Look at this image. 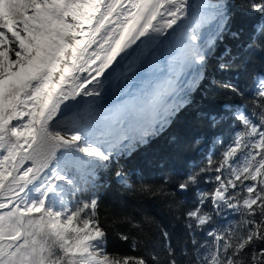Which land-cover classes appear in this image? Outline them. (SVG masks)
Returning a JSON list of instances; mask_svg holds the SVG:
<instances>
[{
    "label": "snow or ice",
    "instance_id": "6c2138e0",
    "mask_svg": "<svg viewBox=\"0 0 264 264\" xmlns=\"http://www.w3.org/2000/svg\"><path fill=\"white\" fill-rule=\"evenodd\" d=\"M236 10L258 18L246 37ZM226 35L241 51L216 57ZM214 57L248 81L212 82L243 108L198 113L226 137L219 156L160 184L119 167L192 104ZM101 170L126 198L103 221L87 194ZM161 200L184 234L154 251L144 225ZM0 264H264V0H0Z\"/></svg>",
    "mask_w": 264,
    "mask_h": 264
},
{
    "label": "trees",
    "instance_id": "16d2710c",
    "mask_svg": "<svg viewBox=\"0 0 264 264\" xmlns=\"http://www.w3.org/2000/svg\"><path fill=\"white\" fill-rule=\"evenodd\" d=\"M231 3L239 4L241 0H229ZM258 22L255 14L244 15L242 11L236 10L232 22V30L236 31L240 28L245 30L243 36L246 37L247 32L252 25ZM243 38V37H242ZM240 40L234 39L230 35H226L222 42L218 44L216 57L225 53L226 49H231L234 56L241 51L238 47ZM218 60L214 57L210 61L207 69V78L203 82V87L195 92L192 97V104L182 109L175 117L172 125L166 129L164 133L157 137H153L150 143L143 146L133 153L131 157H125L119 161V167L126 169L129 173L135 170L137 180L160 184L163 178L170 177L175 182L179 175H183L192 170H198L207 157L212 153H219L226 147L224 143L226 137L219 133L216 129L209 128L204 121L198 116L203 108L209 105L229 104L233 107L239 106L243 108L247 104V100L242 97L222 96L219 94L218 85L213 84L216 81H232L239 82L241 87L248 81L243 75H239V69L233 68L231 73H221L217 71L216 65ZM237 64L240 60L236 61ZM245 92L248 89L245 88ZM215 133V135H213ZM219 138V140H218ZM179 139L182 144L186 145L183 150L177 153L173 144ZM190 144V147L187 145ZM168 160V167L164 168L157 161ZM143 170V171H141ZM88 193H95L100 199V214L102 221L110 216L114 211L124 205L125 197L123 191L118 187L106 170L97 173L95 187L88 185ZM201 188L207 185L201 184ZM171 192V187H166ZM194 196V193L192 194ZM184 206H189L191 200L188 197H181ZM149 222L144 225L145 231L149 233L153 240L152 249L159 251L162 247V232L167 231L172 237L173 243H176L183 236V225L178 219L176 209H169L168 204L163 200L148 206ZM110 251H125L121 247V242L115 237V233H110Z\"/></svg>",
    "mask_w": 264,
    "mask_h": 264
},
{
    "label": "bare ground",
    "instance_id": "6f19581e",
    "mask_svg": "<svg viewBox=\"0 0 264 264\" xmlns=\"http://www.w3.org/2000/svg\"><path fill=\"white\" fill-rule=\"evenodd\" d=\"M116 94H117L116 84H115V81H113L111 87L105 93L102 103L110 106L111 102H112V99H113V96L116 95Z\"/></svg>",
    "mask_w": 264,
    "mask_h": 264
},
{
    "label": "rangeland",
    "instance_id": "374dc122",
    "mask_svg": "<svg viewBox=\"0 0 264 264\" xmlns=\"http://www.w3.org/2000/svg\"><path fill=\"white\" fill-rule=\"evenodd\" d=\"M105 107H109V105L103 104Z\"/></svg>",
    "mask_w": 264,
    "mask_h": 264
}]
</instances>
